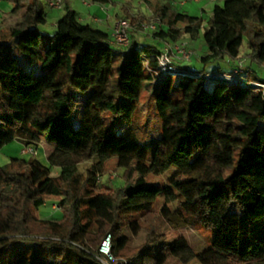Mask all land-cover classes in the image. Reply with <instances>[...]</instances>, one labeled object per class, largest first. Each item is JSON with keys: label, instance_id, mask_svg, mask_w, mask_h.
<instances>
[{"label": "trees", "instance_id": "obj_1", "mask_svg": "<svg viewBox=\"0 0 264 264\" xmlns=\"http://www.w3.org/2000/svg\"><path fill=\"white\" fill-rule=\"evenodd\" d=\"M6 1L16 22L0 39V148L18 141L33 150L43 134L52 146L47 161L59 173L51 177L36 160L17 158L0 167V264H103L97 247L107 234L110 253L120 259L112 264H264V90L251 85H264V0H222L205 24L167 5L153 9L156 43L186 37L194 44L203 30L199 69L173 63L184 74L161 77L155 56L162 47L130 35L143 31V16L125 18L129 44L121 48L82 23L67 0L53 35L39 30L51 0ZM244 36L242 70L236 61ZM115 53L123 58L118 68ZM214 61L225 67L206 70ZM146 92L160 122L150 155L135 129ZM76 96L83 98L78 118ZM109 159L123 170L122 185L103 195L97 173ZM89 160L95 168L82 177L78 166ZM170 170L163 187L145 185L149 175ZM158 198L165 222L209 230L210 245L195 253L183 238L165 241L151 224L145 243L130 253L124 229L136 233ZM48 200L58 219L39 218ZM22 243L48 251L50 260L7 258Z\"/></svg>", "mask_w": 264, "mask_h": 264}, {"label": "rangeland", "instance_id": "obj_2", "mask_svg": "<svg viewBox=\"0 0 264 264\" xmlns=\"http://www.w3.org/2000/svg\"><path fill=\"white\" fill-rule=\"evenodd\" d=\"M72 9L74 11L77 9L81 14H85L87 16V9L85 6H97V4H93L91 0L89 2H84V0H67ZM222 0H108L106 3L102 5V8L98 9L107 14L110 19H107V22L98 26L100 30L108 31L107 23L111 25L115 19L125 20V18H133L137 16H143L147 18L146 24H155L157 30L159 28V21L154 19L152 16V11L159 6L167 5L171 8L172 11L186 14L191 17L202 18L203 23L210 18L211 10L215 4H221ZM99 6V5H98ZM12 5L6 0H0V39L8 36V27L14 25L16 22V18L11 17V9ZM97 8L93 9V12H97ZM46 22L44 25L39 27L41 32H44L48 35H53L55 32V24L62 17L63 9L60 8H50L47 5H44ZM145 27H143V31H132L130 34L133 39L141 44L146 45H154L157 48H161L163 43H156L151 39V32ZM130 25V24H129ZM203 34V30L200 31L199 38L196 40L194 44H190L186 37H182L177 42L176 46H180L183 44L184 47V55L182 54L181 48H178V52L176 53V46L170 43H166L164 45L165 48L161 49V51H168L171 55V61L174 64L185 66H191L193 69H199L200 63L198 56L203 55V47L201 37ZM129 44V42H128ZM126 44L125 46H128ZM203 45V46H202ZM125 46H121L124 48ZM170 48H172V52H170ZM205 49V47H204ZM239 58L237 59V63L240 69L244 70L246 62L248 61V49H247V37H243L242 46L239 51ZM180 53V54H179ZM190 53L191 56L187 58V54ZM177 56H181V58H177ZM113 67L118 68L122 63V56L115 53L113 57ZM225 67V65L220 61L209 62L205 65L206 70H210L215 68L216 66ZM35 71V70H33ZM40 73V70H37ZM262 76V74L259 72ZM207 76V75H206ZM207 89L210 90L211 84H206ZM264 90V86L262 87ZM153 91L154 88H153ZM75 103L77 106V115L75 118H78L81 112V108L83 106V98L80 96H76ZM159 126L160 122L156 116V111L154 107V101L152 98L151 92H146L141 95L139 107L136 113L135 118V129L137 141L146 146L147 153L150 155L152 153V144L150 142H155L159 138ZM264 129V124L261 125ZM40 143L37 148H33V153L28 152L29 148L24 147L20 142L13 141L4 145L0 148V167L6 166L11 158H17L24 161L36 160L39 164L44 167H48L50 169V176L55 177L59 173V168L51 167L47 161V154L52 149V146L48 145L44 141L43 134H40ZM95 168V161L89 160L85 162H81L78 166V171L85 177V174L88 170H92ZM172 170L167 172L164 175L154 176L149 175L146 178V186H157L163 187L165 185V181L167 176L171 173ZM122 169L116 168V160L109 159L106 161L99 173H97V193L106 194L108 192H112L110 189L117 188L122 185ZM162 199L158 198L154 205L153 213L149 217L140 218V228L136 233H132L129 229H124V234L129 237V244L127 246L128 249L131 250L130 253L136 251L139 247H141L146 241L147 231L153 225L155 230L158 233L163 235V239L165 241H173L178 238H183L187 241L189 247L193 252L199 253L206 249L210 245V239L212 234L209 230L191 224H182V225H171L165 222L159 215V208L162 206ZM37 214L41 219H58L61 216V212L57 208L53 202L48 200L43 206L38 209ZM146 218V219H145ZM152 224V225H151ZM108 234L100 241L97 249L101 243L106 239ZM107 243V242H106ZM109 248L111 249V238L109 239ZM30 243H22L20 246L15 248V251H12L7 255V258L16 257L18 255H25L29 257H33L37 255L39 258H44L46 260H50L51 254L48 251L39 250L36 247H31ZM155 248L151 249L150 252L154 253ZM116 259L112 256V254L108 253L107 258L103 261L104 264H112V262H116ZM188 264H199L197 260H192Z\"/></svg>", "mask_w": 264, "mask_h": 264}, {"label": "built area", "instance_id": "obj_3", "mask_svg": "<svg viewBox=\"0 0 264 264\" xmlns=\"http://www.w3.org/2000/svg\"><path fill=\"white\" fill-rule=\"evenodd\" d=\"M61 1L62 0H51V2L49 3V7L51 8H60L61 6ZM155 24H149L146 26V28H148V30H154L155 29ZM130 29V25L126 20H119L113 30H112V42L113 44H115L116 46H125L126 44H128L129 42V37H128V31ZM176 46V45H175ZM178 48H181L182 50V54L184 55V47L183 44H181L180 46H176L175 51L176 53L178 52ZM170 52L173 53L172 50H170ZM180 54V53H179ZM191 56L190 53L187 54V58H189ZM157 64H158V71L155 72V75L158 77H161L162 75H166V74H184L183 71H181V69L176 68L175 66H173V63L171 61V55L168 53V51H164L163 53L159 54L158 56H155ZM177 58H181V56H177ZM149 70V69H148ZM205 77H212V76H205ZM220 78H222L223 80H226L228 82H232L233 78L231 76L228 75H222L220 76ZM156 81L154 83V90H156ZM252 86L255 87H263L264 85L261 84H257V83H251ZM29 148V147H27ZM28 152H32L33 150L31 148H29L27 150ZM33 153V152H32ZM109 239L110 236L108 235L106 237V239L101 243L98 252L100 254H102L104 257L102 259H100V261L104 264L103 260H105L108 256V253L110 251L109 248ZM107 242V243H106Z\"/></svg>", "mask_w": 264, "mask_h": 264}, {"label": "crops", "instance_id": "obj_4", "mask_svg": "<svg viewBox=\"0 0 264 264\" xmlns=\"http://www.w3.org/2000/svg\"><path fill=\"white\" fill-rule=\"evenodd\" d=\"M85 1L90 3V1L84 0V2ZM98 5L99 4H97V6H90V5L85 6L86 7L85 9H87V11H86L87 16L85 14H81L80 11L76 9L75 11L78 15L79 20L84 24H92V26L99 29L98 26L107 22V19H110V18L107 16V14H105L101 10H98V9L102 8V5H99V6ZM96 7H98L97 12H93V9H95ZM117 22H118V19H115L111 25H109V23H107L108 31H106V33L109 35V37H111L112 30H113V28ZM164 45L161 46L162 47L161 49L165 48ZM170 50H172V48H170ZM257 70H259V69H257Z\"/></svg>", "mask_w": 264, "mask_h": 264}]
</instances>
